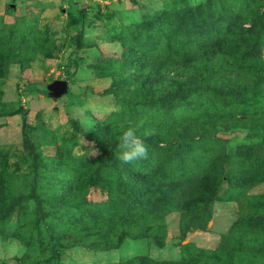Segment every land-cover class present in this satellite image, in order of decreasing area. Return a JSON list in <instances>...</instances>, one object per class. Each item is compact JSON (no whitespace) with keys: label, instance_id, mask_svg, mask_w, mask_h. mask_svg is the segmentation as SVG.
<instances>
[{"label":"rangeland","instance_id":"rangeland-1","mask_svg":"<svg viewBox=\"0 0 264 264\" xmlns=\"http://www.w3.org/2000/svg\"><path fill=\"white\" fill-rule=\"evenodd\" d=\"M207 1L219 0H0V264H126L138 257L161 262L218 255L220 236L241 214V200L228 191L223 177L204 231L181 233L180 213L170 212L162 217V248L147 238L125 239L115 249H108L104 241L97 245L93 219L110 220L112 215L105 211L107 194L99 185L84 187L78 182L101 154L85 137L90 128L154 125L162 117L153 111H127L115 97H130L133 87L113 81L111 65H106L120 59L121 42L130 41L124 28L145 23L174 37L205 39L213 32V10L193 21L176 15L182 7ZM251 5L238 9L236 27H248L255 5L264 13V0ZM168 21L173 24L165 26ZM141 43L146 53L155 45L148 38ZM257 43L259 54L248 58L245 66L264 73V36ZM57 80L66 82V92L52 99L46 86ZM196 117L213 128L184 139L179 150L171 142L173 155H168L182 162L173 160L170 169L194 177L220 156L229 163L215 172L233 173L246 149L253 152L251 166L264 169V100L197 103L171 112L164 121ZM162 146L150 149L151 159L162 155L157 150ZM92 151L96 155H89ZM60 193L77 197L62 202ZM247 194H264V183ZM73 201L83 203L71 205ZM248 248L231 249L227 262L264 264V247L257 242Z\"/></svg>","mask_w":264,"mask_h":264},{"label":"trees","instance_id":"trees-1","mask_svg":"<svg viewBox=\"0 0 264 264\" xmlns=\"http://www.w3.org/2000/svg\"><path fill=\"white\" fill-rule=\"evenodd\" d=\"M252 2L219 0L207 1L195 8L182 7L181 14L176 17L186 16L189 21L202 18L205 10L210 13L213 10V17H216L211 18L213 32L205 39L188 34L174 37L163 28L153 29L145 23L127 26L124 32L130 41L128 44L124 40L121 42L123 55L118 60L106 61L107 66L111 65L113 81L133 86L130 97L115 95L125 110L153 111L162 117L154 125L145 122L105 124L87 131L85 137L101 154L78 182L84 187L99 185L104 188L108 198L105 211L112 214L110 220L93 219L97 245L104 241L106 246L109 245L108 249H115L125 239L147 238L154 247L162 248L165 236L162 217L170 212L180 213L181 233L204 231L222 177L228 191H234L236 198L241 200V214L226 234L220 236L215 258L202 256L157 262L138 257L126 264H230L226 256L231 249L242 251L257 242L264 247V194H247L256 184L264 183V169L251 166L253 152L250 149L243 152L245 157H239L240 167L233 173L215 172L218 166L229 163L220 156L213 157L208 168L194 177L174 167L170 169L173 160L182 162L168 155L172 154L170 143L175 142V149L179 150L177 147L184 139L193 138L200 131L206 134L213 125L205 126L197 117L187 122L172 121L169 124L164 121L171 112L197 103L213 104L247 97L264 100V80L261 79L264 73L248 70L245 66L248 58L259 54L257 40L264 36V13L257 12L261 5H255L256 9L249 13L247 28L235 26L238 9L253 7L250 6ZM171 23L168 21L165 26ZM143 38L155 43L150 53L141 49ZM129 127L144 139L148 159L122 164L117 159V145L122 131ZM159 143L163 146L157 150L162 155L153 160L150 149ZM76 197L74 193L58 194L62 202ZM77 202L83 203L73 201L71 205L79 204ZM234 240L235 246H232ZM58 248L53 245V249Z\"/></svg>","mask_w":264,"mask_h":264},{"label":"clouds","instance_id":"clouds-1","mask_svg":"<svg viewBox=\"0 0 264 264\" xmlns=\"http://www.w3.org/2000/svg\"><path fill=\"white\" fill-rule=\"evenodd\" d=\"M150 134L146 133V135ZM82 141L85 144L83 138ZM117 149V159L122 164H132L136 161L148 159V146L144 139L137 135V131L131 127L122 131ZM89 155H96V153L92 151Z\"/></svg>","mask_w":264,"mask_h":264},{"label":"water","instance_id":"water-1","mask_svg":"<svg viewBox=\"0 0 264 264\" xmlns=\"http://www.w3.org/2000/svg\"><path fill=\"white\" fill-rule=\"evenodd\" d=\"M66 82L57 80L46 86L47 95L52 99H57L66 92Z\"/></svg>","mask_w":264,"mask_h":264}]
</instances>
